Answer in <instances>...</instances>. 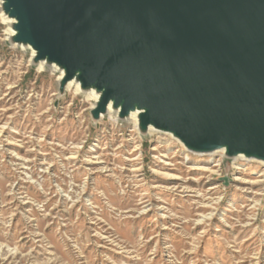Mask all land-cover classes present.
<instances>
[{"label":"rangeland","instance_id":"1","mask_svg":"<svg viewBox=\"0 0 264 264\" xmlns=\"http://www.w3.org/2000/svg\"><path fill=\"white\" fill-rule=\"evenodd\" d=\"M2 12L0 264H264L263 161L94 119Z\"/></svg>","mask_w":264,"mask_h":264},{"label":"water","instance_id":"2","mask_svg":"<svg viewBox=\"0 0 264 264\" xmlns=\"http://www.w3.org/2000/svg\"><path fill=\"white\" fill-rule=\"evenodd\" d=\"M14 43L143 133L264 161V0H2Z\"/></svg>","mask_w":264,"mask_h":264},{"label":"bare ground","instance_id":"3","mask_svg":"<svg viewBox=\"0 0 264 264\" xmlns=\"http://www.w3.org/2000/svg\"><path fill=\"white\" fill-rule=\"evenodd\" d=\"M2 0H0V11H3V9H2ZM2 17H3V20H6V22L8 21L9 23H13L15 20L14 19H11V18H9L8 16H6V14L5 13H3L2 12V15H1ZM10 29V28H9ZM9 32H10V34H11V36L12 35H14L16 32L11 28L10 30H8ZM9 32H7V33H9ZM8 37V36H7ZM30 51H32L33 52V54L31 53V55L34 57V55H35V51L33 50V49H31ZM29 51V52H30ZM38 64V66H39V68L42 70V69H44L45 67H50V68H52V69H56V70H59L60 71V75H59V80H61L62 79V77H63V75H64V71L62 70V69H60L57 65H55V64H48L46 61H40V62H38L37 63ZM72 86H75L76 88V91L77 92H80V93H84L86 96H88V97H90V98H92L93 100H95L96 102L98 101V99H99V97H100V93L98 92V91H96V89H94V88H90V89H86V90H83L82 88H81V85H80V83L78 82V80H71L70 82H68L67 83V85H66V87L68 88V89H70V87H72ZM95 105H96V103H95ZM95 105H94V107H95ZM93 107V108H94ZM119 109H115L114 107H113V105H112V103H110L109 104V106H108V110H107V113L106 114H110L111 116H113V118L114 117H117V118H119ZM139 114H140V111H138V110H134V111H132L131 113H130V115L129 116H127L126 118H123V119H125V120H127V121H133L134 122V127H135V129L138 131L139 130V132L141 133V134H143V131L140 129V126H139ZM159 131L160 132H164V131H162V130H158V129H156V128H154V127H152V126H150L147 130H146V132L145 133H153V132H157V133H159ZM164 133H168V132H164ZM188 151H191L192 153L194 152V151H192V150H189L188 149ZM219 153H224V156L225 157H227V155H226V150H225V148H222V149H218V150H213V151H209V152H203V153H201V152H194V154H198V155H207V156H214V155H216V154H219ZM235 160H243V161H246V162H252V161H254V160H258V159H255V158H250V157H248V156H246V155H244V154H239V155H237V156H234L233 157ZM258 161H262V160H258ZM264 162V161H263Z\"/></svg>","mask_w":264,"mask_h":264}]
</instances>
